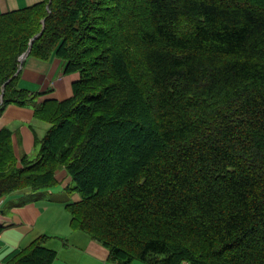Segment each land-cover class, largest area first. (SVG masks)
I'll return each mask as SVG.
<instances>
[{
  "label": "trees",
  "instance_id": "obj_1",
  "mask_svg": "<svg viewBox=\"0 0 264 264\" xmlns=\"http://www.w3.org/2000/svg\"><path fill=\"white\" fill-rule=\"evenodd\" d=\"M42 29L29 55L80 78L36 107L51 126L22 166L0 130V198L52 188L64 167L81 195L72 228L119 264H264V0H43L1 14L0 115L36 96L15 73ZM50 238L4 264H52Z\"/></svg>",
  "mask_w": 264,
  "mask_h": 264
},
{
  "label": "crops",
  "instance_id": "obj_2",
  "mask_svg": "<svg viewBox=\"0 0 264 264\" xmlns=\"http://www.w3.org/2000/svg\"><path fill=\"white\" fill-rule=\"evenodd\" d=\"M42 1L0 0V15ZM66 68L67 61L56 55L49 59L28 55L22 63L19 87L36 96L26 105L9 104L0 115V130H11L18 166H22L24 156L37 155V139L51 126L35 116L36 107L47 98L64 100L74 94L80 73H68ZM56 179L58 183L52 188L25 189L0 198V264L41 234L51 236L47 245L57 251L52 264H119L109 257V249L101 241L72 228L67 205L80 201L81 195L69 191L73 178L66 168L56 171ZM131 264L149 263L135 260Z\"/></svg>",
  "mask_w": 264,
  "mask_h": 264
},
{
  "label": "water",
  "instance_id": "obj_3",
  "mask_svg": "<svg viewBox=\"0 0 264 264\" xmlns=\"http://www.w3.org/2000/svg\"><path fill=\"white\" fill-rule=\"evenodd\" d=\"M47 8H48V10L50 11V3L48 4ZM45 20H46V19H43V23H44V24H45ZM43 28H44V27H43ZM42 32H43V29H42V31H41L40 33L36 34L35 36H33V37L30 39L28 49H27V50L21 55V57H20V66H19L17 72L15 73V75H17V74L20 72V69H21V66H22V63H23L24 59L29 55V53H30V51H31V48H32L33 42L35 41V39H36V38H37ZM15 75H14V76H15ZM10 80H11V78H10L8 81H10ZM8 81H7V82H8ZM3 95H4V92H3V93L1 94V96H0V103L3 102Z\"/></svg>",
  "mask_w": 264,
  "mask_h": 264
}]
</instances>
